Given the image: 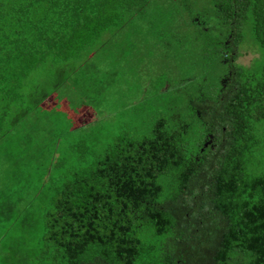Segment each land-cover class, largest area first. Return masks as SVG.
<instances>
[{
    "label": "trees",
    "instance_id": "16d2710c",
    "mask_svg": "<svg viewBox=\"0 0 264 264\" xmlns=\"http://www.w3.org/2000/svg\"><path fill=\"white\" fill-rule=\"evenodd\" d=\"M149 2L0 0V149L18 147L0 151V193L53 188L33 217L0 201V220L33 239L12 244L7 264H264V0L207 5L224 28L225 70L216 89L187 101L192 145L189 126L158 117L148 135L118 137L60 176H18L33 162L24 128L35 105L47 111V77H74L98 39ZM242 33L257 52L246 66L235 61Z\"/></svg>",
    "mask_w": 264,
    "mask_h": 264
},
{
    "label": "rangeland",
    "instance_id": "374dc122",
    "mask_svg": "<svg viewBox=\"0 0 264 264\" xmlns=\"http://www.w3.org/2000/svg\"><path fill=\"white\" fill-rule=\"evenodd\" d=\"M210 2L150 0L144 14L133 16L98 39L92 55L86 56L74 77L43 78V85L47 80L44 90L48 96L41 106L47 111L35 105V117L31 115L30 126L27 131L24 128L23 135L28 140L35 169L29 168L33 162H28V170L20 172L19 178L26 176L33 180L38 172L49 167V176L45 172L48 177L67 173L71 165L81 167L93 153H100L118 137L148 135L158 117L165 118L168 129L180 124L184 129L189 126L183 134L184 144L192 145L196 125L185 116L187 101L216 89L225 70L219 42L224 37V28L210 14L207 6ZM246 38L248 35L242 33L235 58L245 66L257 56ZM56 78L61 82L53 85ZM202 138L208 142L210 135L206 133ZM17 148L2 147L0 151L12 154ZM3 158L9 159L5 155ZM28 188L30 193L32 187ZM52 192L53 188L45 189L43 195L34 198L28 193H0V201L20 202V210L25 209L33 217L36 205L43 197L49 199ZM10 221L0 220L3 223L0 232L7 227L0 235V264H7L3 255L10 254L12 244L33 240L18 224L7 225ZM142 230L139 226L136 232ZM140 234L143 236V231ZM146 240L144 243L150 237Z\"/></svg>",
    "mask_w": 264,
    "mask_h": 264
},
{
    "label": "crops",
    "instance_id": "0c3cea01",
    "mask_svg": "<svg viewBox=\"0 0 264 264\" xmlns=\"http://www.w3.org/2000/svg\"><path fill=\"white\" fill-rule=\"evenodd\" d=\"M47 98V97H46Z\"/></svg>",
    "mask_w": 264,
    "mask_h": 264
}]
</instances>
